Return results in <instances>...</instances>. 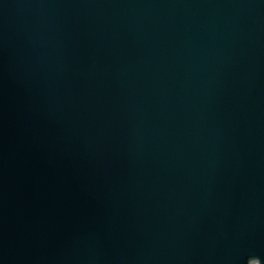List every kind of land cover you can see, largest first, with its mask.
Wrapping results in <instances>:
<instances>
[{
	"label": "water",
	"instance_id": "obj_1",
	"mask_svg": "<svg viewBox=\"0 0 264 264\" xmlns=\"http://www.w3.org/2000/svg\"><path fill=\"white\" fill-rule=\"evenodd\" d=\"M264 264V0H0V264Z\"/></svg>",
	"mask_w": 264,
	"mask_h": 264
},
{
	"label": "bare ground",
	"instance_id": "obj_2",
	"mask_svg": "<svg viewBox=\"0 0 264 264\" xmlns=\"http://www.w3.org/2000/svg\"><path fill=\"white\" fill-rule=\"evenodd\" d=\"M252 264H254V263H252ZM256 264V263H255Z\"/></svg>",
	"mask_w": 264,
	"mask_h": 264
},
{
	"label": "rangeland",
	"instance_id": "obj_3",
	"mask_svg": "<svg viewBox=\"0 0 264 264\" xmlns=\"http://www.w3.org/2000/svg\"><path fill=\"white\" fill-rule=\"evenodd\" d=\"M255 264V263H254Z\"/></svg>",
	"mask_w": 264,
	"mask_h": 264
}]
</instances>
